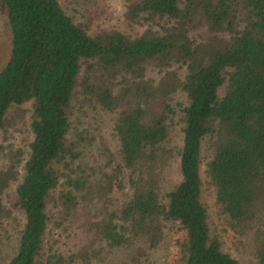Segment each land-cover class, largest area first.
I'll return each instance as SVG.
<instances>
[{"label": "trees", "instance_id": "trees-1", "mask_svg": "<svg viewBox=\"0 0 264 264\" xmlns=\"http://www.w3.org/2000/svg\"><path fill=\"white\" fill-rule=\"evenodd\" d=\"M128 8L161 29L135 38L119 31L92 36L59 0H0L11 32L0 70V131L12 106L32 103L28 148L0 145L8 160L0 168V219L21 216L7 264H92L102 249L126 248L133 238L153 249L165 222L183 232L174 264H240L210 233L201 199L207 136L212 155L205 172L224 231L243 243L253 230V264H264V0H131ZM194 21L225 37L195 44ZM149 62L164 67L157 81L144 79ZM81 71L83 93L117 109L113 129L130 191L119 210H91L104 187L93 189L73 166L77 143L68 136ZM124 73L134 81L115 94L113 81ZM175 93L185 98L179 179L162 195L155 165L172 156L165 146ZM50 223L52 243L44 249Z\"/></svg>", "mask_w": 264, "mask_h": 264}, {"label": "rangeland", "instance_id": "rangeland-1", "mask_svg": "<svg viewBox=\"0 0 264 264\" xmlns=\"http://www.w3.org/2000/svg\"><path fill=\"white\" fill-rule=\"evenodd\" d=\"M59 2L66 13L92 36L104 31H119L130 38H135L146 29H161L158 26V20L151 21L129 15L128 6L131 0H59ZM190 29L189 36L195 44L214 45L225 37V32L213 31L210 25L196 21ZM10 41V29L0 12V70L8 61ZM174 68L178 70L180 67L174 64ZM163 72L164 67H160L155 62H149L144 67V79L157 81ZM82 73L81 71L79 74V81L74 90L68 136L70 141L77 143L74 151L78 155L73 161V166L83 172L82 178L87 179L93 189L98 184L104 187L94 203L88 205L91 210L95 211L103 206L110 210H119L130 198V191L127 188V172L121 170L120 144L113 129L117 109L114 108L111 111L101 107L96 102L95 93H83L84 89L80 81ZM179 73L183 74V71L179 70ZM133 81L134 78L129 74L119 75L113 81L115 94L122 91V87L128 88L129 83ZM172 97L175 116L170 121L169 138L165 146L171 151L172 156L168 161L158 162L155 165V173L162 195L168 192L179 179L178 151L182 145L181 108L185 104V98L181 93H175ZM31 113V102L10 108L4 129L0 131V145L6 147V150L12 148L23 152L28 148L27 144L31 141L29 130ZM211 155L212 148L207 136L201 147L200 176L201 199L208 208L210 233L220 235L222 248L237 258L240 264H253L255 251L253 230L252 237L244 240L243 243L234 238L233 234L230 235L224 231V219L215 206L214 188L205 172ZM6 162L8 160L0 154V168L3 169ZM13 187L14 184L8 188L7 194L13 191ZM105 188L108 189L105 190ZM14 215V217L0 219V264H7L17 250L21 216L17 213ZM165 224L157 247L148 249L143 240L133 238L132 244L126 248L102 249L101 259L92 264H120L121 261H127L128 264H174L178 262L181 257L179 243L183 232L177 224L169 222ZM51 243L50 223L49 231L44 237V249Z\"/></svg>", "mask_w": 264, "mask_h": 264}]
</instances>
